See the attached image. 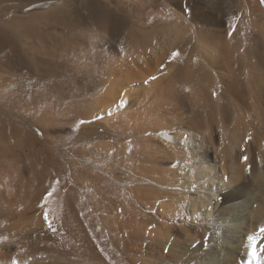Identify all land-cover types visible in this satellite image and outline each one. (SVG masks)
<instances>
[{
	"label": "bare ground",
	"instance_id": "obj_1",
	"mask_svg": "<svg viewBox=\"0 0 264 264\" xmlns=\"http://www.w3.org/2000/svg\"><path fill=\"white\" fill-rule=\"evenodd\" d=\"M0 264H264L261 0H0Z\"/></svg>",
	"mask_w": 264,
	"mask_h": 264
},
{
	"label": "snow or ice",
	"instance_id": "obj_2",
	"mask_svg": "<svg viewBox=\"0 0 264 264\" xmlns=\"http://www.w3.org/2000/svg\"><path fill=\"white\" fill-rule=\"evenodd\" d=\"M261 3L264 4V0H261ZM229 35L231 36L232 33L229 32ZM177 55H178V53H176V52H173V53H172V57H173V58L176 57ZM154 79H156L155 76L150 77V80H154ZM148 82H149V81H145L146 84H147ZM213 95H215V93H213ZM121 104L123 105L124 102L122 101ZM94 119H96V120H101V119H103V117H102V116H95ZM79 123H80L81 125H83V124H85V123H89V122H88V121L81 120V121H79ZM245 159H246V158H245ZM56 184H58V182H56L55 184H53L52 186H50V190L47 191L46 194L44 195V201H45V202H47V201L53 196V194L55 193V191H56ZM44 219H45L46 222H48V227L51 229V222H50L49 219H48V215H47V213H45V215H44ZM53 231H55V230L53 229ZM165 251L167 252L168 249H165Z\"/></svg>",
	"mask_w": 264,
	"mask_h": 264
},
{
	"label": "rangeland",
	"instance_id": "obj_3",
	"mask_svg": "<svg viewBox=\"0 0 264 264\" xmlns=\"http://www.w3.org/2000/svg\"><path fill=\"white\" fill-rule=\"evenodd\" d=\"M71 133V127L62 122L61 124H57L56 127L53 128V135L55 138H66Z\"/></svg>",
	"mask_w": 264,
	"mask_h": 264
}]
</instances>
